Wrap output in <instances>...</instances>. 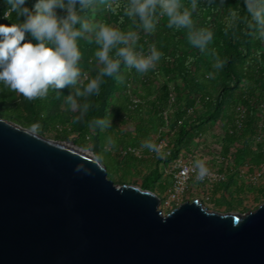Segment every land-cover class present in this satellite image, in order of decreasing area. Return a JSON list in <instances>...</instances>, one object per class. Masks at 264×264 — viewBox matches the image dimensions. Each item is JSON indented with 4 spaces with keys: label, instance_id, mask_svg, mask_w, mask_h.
Masks as SVG:
<instances>
[{
    "label": "water",
    "instance_id": "obj_1",
    "mask_svg": "<svg viewBox=\"0 0 264 264\" xmlns=\"http://www.w3.org/2000/svg\"><path fill=\"white\" fill-rule=\"evenodd\" d=\"M160 205L94 152L0 117V264H264V203Z\"/></svg>",
    "mask_w": 264,
    "mask_h": 264
},
{
    "label": "trees",
    "instance_id": "obj_2",
    "mask_svg": "<svg viewBox=\"0 0 264 264\" xmlns=\"http://www.w3.org/2000/svg\"><path fill=\"white\" fill-rule=\"evenodd\" d=\"M36 2L37 0H26V6L33 9ZM126 2L127 0H115L112 11L98 3L81 15L90 23L104 22L125 33L129 30L136 31L139 40L134 51H147L148 44H155L163 55L156 67L145 73L146 83L140 82V73L135 68L129 69L121 63L119 75L122 81L117 82L115 76L104 77L100 94L89 98L92 107L84 119L76 122L73 129H68V133L58 140L69 141L73 132H77V139H73L76 145L87 150L91 148L105 165L109 163L115 166V156L110 151L101 153L102 143L111 135L112 126L103 134L98 126H90V122L99 118L111 120V123L116 124L136 123L139 137L122 147L117 142L113 149L117 156L124 157L126 173H132L136 165L148 167L157 161V169L153 171L155 180L152 181L148 177L142 185L143 189L152 192H155L156 181L162 178L158 167L171 165L182 154H192L193 148L199 145L198 139L212 133L217 127L222 132L218 139L221 146L219 151L221 150L224 156L237 166H262L264 136L259 138V123L263 120L260 115L264 106V39L258 38L257 34L248 28L250 17L246 12L244 0H223V4L220 0H198V7L192 13V19L196 27H205L213 32L208 53H202L191 45L187 39V29L169 28L167 16L160 15L159 11L155 17L153 33L148 34L142 29H137L132 20L124 15ZM181 2L190 8V0ZM229 7L238 11L240 19L233 28L226 30L230 19ZM8 8L6 0H0V24L10 25L18 22L15 13L5 19L4 12ZM57 14L62 16L66 13L57 9ZM23 19L20 17L21 22ZM85 35L91 36L87 33ZM26 40L36 43L30 34H26ZM91 40L92 42H89L88 39L78 38V47L82 54L78 67L82 74L80 79L85 84L89 78L95 77L98 71V61L94 55L98 46L94 42V36ZM212 48L226 61L220 70L213 68L214 59L210 55ZM110 55H114V52ZM161 76H166L169 82L163 84L152 96V86ZM133 80L142 85L141 90L130 86ZM0 90L7 97L9 93L14 94L18 102L31 111L32 116H39L55 107L54 114L63 119L61 123L64 124L59 125L61 128L70 121V117L78 115L75 109L66 103L65 97L73 91L71 87L61 89L59 98L57 93L50 89L46 98L31 101L7 88L3 82H0ZM171 93H175V103H171ZM132 96L141 100L135 109L130 108ZM240 108L246 111L242 121ZM152 122H159L163 129L157 144L163 139L173 138L169 144L171 154L166 159H158L156 155H151V151L143 152L140 149V137L149 130L146 126ZM92 138H95L94 143H91ZM128 148L140 150L143 157L138 158L132 153L124 155L123 151ZM233 179L236 178L233 177L224 184L226 189L233 184ZM168 186L169 182L161 185L159 192L165 194ZM248 188L255 201L264 199V179L258 185H249Z\"/></svg>",
    "mask_w": 264,
    "mask_h": 264
},
{
    "label": "clouds",
    "instance_id": "obj_3",
    "mask_svg": "<svg viewBox=\"0 0 264 264\" xmlns=\"http://www.w3.org/2000/svg\"><path fill=\"white\" fill-rule=\"evenodd\" d=\"M9 8L4 12L5 19L12 13L16 14L18 22L0 24V82L10 90L21 94L31 101L46 98L49 90L57 93L71 87L72 92L65 97L66 103L79 110V115L73 122H80L92 107L90 97L99 95L104 77L115 76L117 82L122 81L119 75L121 63L129 69L144 74L154 69L163 53L155 44L150 45L149 53L136 52L134 48L139 40L136 31L122 32L104 22L90 23L81 13L96 4L104 5L112 11L115 0H37L33 9L26 6V0H6ZM223 4V0H220ZM246 12L250 17L248 28L264 39V0H244ZM78 6V7H77ZM198 7V0H190V8L181 0H127L124 5V15L132 20L137 29L151 34L155 31V17L160 15L168 18V27L187 29V39L202 53H208V45L213 39V32L205 27H196L192 13ZM57 9L66 14L58 16ZM229 20L226 30L233 28L240 19L238 11L229 7ZM23 17V21H20ZM137 19L139 23H137ZM91 34L86 36L85 34ZM30 34L36 43L26 40ZM98 46L94 55L98 61V71L95 77L89 78L85 84L81 77L78 62L81 52L78 38L88 39ZM114 55H110L113 53ZM214 59L213 68L220 70L226 61L222 60L215 48L210 50ZM90 126L101 130L112 126L111 120L93 119ZM35 126L31 131L35 132ZM115 142L109 138L105 150L114 147ZM143 148L156 154L158 159H166L169 153L164 151L163 144L145 140ZM135 151V150H133ZM196 179L203 180L209 170L203 159L196 158L194 169Z\"/></svg>",
    "mask_w": 264,
    "mask_h": 264
},
{
    "label": "rangeland",
    "instance_id": "obj_4",
    "mask_svg": "<svg viewBox=\"0 0 264 264\" xmlns=\"http://www.w3.org/2000/svg\"><path fill=\"white\" fill-rule=\"evenodd\" d=\"M169 80L166 76H161L156 80L154 85L152 86V96L155 95L158 90L163 86V84L168 83ZM68 93V92H67ZM115 104V101H113ZM56 108L51 107L49 111L43 112L39 116H32L31 111L27 110L21 103L18 102L16 96L14 94H10L7 96L3 95V91L0 90V117L9 121H12L22 127L27 129H32L34 126L37 129L36 132L44 135L47 138L58 140L59 137L65 136L68 133V129H73L76 125V122H73V118L70 117V121L64 125V128H61L59 125H63L61 123L63 121L62 117L59 115H55ZM75 112L79 115V110L75 109ZM111 135L102 143L101 153L104 154L106 151H110L113 156H115V166L106 165L109 172V178L115 182L116 184H127V185H137L142 187L145 180L149 177L152 181L155 180V176L153 175V171L157 169V161L152 162V166H143L141 164L136 165V169L132 171V173H126L125 169V159L122 156H117L113 147L109 150H105L108 146V139L111 138L115 144L120 143L119 146H126V144L131 143L137 137H139V132L136 131V123L132 124H116L111 123ZM149 129L144 133L143 137H140L141 144L140 149L143 152L148 151L147 148L142 147V143L145 140H152L153 142H157L160 138L161 132L163 131L162 126L159 122H152L146 126ZM108 128L103 129V134ZM63 131V132H62ZM106 134V133H105ZM108 134V133H107ZM222 132L217 127L212 133L203 137L202 141H199L198 147L193 148L194 151L201 149V154L204 155V162L208 163L212 156L219 152L221 146H219L220 140L218 137ZM78 133L73 132L71 135V140L66 142H73V139H77ZM169 141H173L171 137L167 138ZM95 138H92L91 143H94ZM192 149V150H193ZM94 152L91 148L88 149ZM148 158V157H147ZM160 170V174L162 178L155 184V193L158 194L161 198L165 195L159 192L161 185H166L169 182L168 178L165 176V170L158 167ZM233 184L226 189L224 184L218 185L215 189L212 190L213 198L212 200L207 199V195H203L201 192L204 190L201 187V190L198 188H192L193 192L190 195L189 200L194 201L196 199H200L208 208L212 210H216L222 213H241L246 214L252 211H256L263 203L264 199L260 201H255L254 196L250 193L248 188L249 184L244 182L243 180L233 179ZM256 186V185H255ZM242 189V192H241ZM165 214H168L172 211L171 208H162Z\"/></svg>",
    "mask_w": 264,
    "mask_h": 264
},
{
    "label": "built area",
    "instance_id": "obj_5",
    "mask_svg": "<svg viewBox=\"0 0 264 264\" xmlns=\"http://www.w3.org/2000/svg\"><path fill=\"white\" fill-rule=\"evenodd\" d=\"M138 42V41H137ZM147 43V42H146ZM151 44H148V50L142 51L139 50L137 52H143L145 55L149 53V47ZM151 69L149 70V72ZM87 79V78H86ZM140 82H147L146 74H140L139 78ZM132 88H139L141 90L142 85L136 83L134 80L130 85ZM132 105L131 109H135L138 104H140L141 100L138 97H131ZM171 103H175L176 97L175 93L170 94ZM240 112V120L242 121L245 117L246 111L243 108L239 109ZM261 118L263 120L259 123L260 127V139L264 136L262 134L264 130V106L261 108ZM166 121L167 117H166ZM203 137L199 139L202 141ZM158 144L164 145V151L169 153V144L170 141L168 139H163L159 141ZM135 150V151H133ZM202 150L198 149L194 151L190 155L182 154L173 163L169 166L161 165V169L165 170L166 177L169 180V186L167 192L161 198L160 209L162 208H171L174 210L179 207L183 203L190 201L189 197L192 195V188H198L201 190V187L204 188L201 192L203 195H207L209 200H212V190L215 189L220 184H225L231 180V178H236L238 180H243L247 182L249 185H258L264 179V164L260 167H252L251 165L246 166H237L235 165L228 157L224 156L221 152H217L211 158L208 163H205L209 174L203 180L196 179V172L194 169V161L196 158H200L204 160V155L201 154ZM128 153L134 154L138 158H142L143 154L140 150H136L133 148H128L123 151V154L126 155ZM156 155L152 152L151 154Z\"/></svg>",
    "mask_w": 264,
    "mask_h": 264
}]
</instances>
